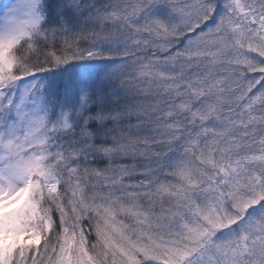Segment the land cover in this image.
Instances as JSON below:
<instances>
[{
	"label": "snow or ice",
	"instance_id": "snow-or-ice-1",
	"mask_svg": "<svg viewBox=\"0 0 264 264\" xmlns=\"http://www.w3.org/2000/svg\"><path fill=\"white\" fill-rule=\"evenodd\" d=\"M0 264H264V0H0Z\"/></svg>",
	"mask_w": 264,
	"mask_h": 264
}]
</instances>
